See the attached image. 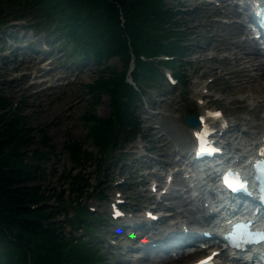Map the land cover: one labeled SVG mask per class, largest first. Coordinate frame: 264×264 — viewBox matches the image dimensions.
Segmentation results:
<instances>
[{"label":"rangeland","instance_id":"1","mask_svg":"<svg viewBox=\"0 0 264 264\" xmlns=\"http://www.w3.org/2000/svg\"><path fill=\"white\" fill-rule=\"evenodd\" d=\"M166 2L183 12L180 21L190 44L189 47H191L184 58L185 62H190L183 73L184 82L178 79L179 83L173 87L168 86L166 81L163 82L162 87L156 84L148 86L144 102L137 111L141 132L130 144L114 152L113 156L118 159L119 163L114 165V161L110 160L98 173L95 172L93 164L85 166L82 173H84L88 186H84L86 194L84 193L85 195L80 198V202L82 206L86 207L88 213L98 217V220L92 225L93 237L90 232L86 234L81 229V225L77 227L73 224L70 228L65 219L57 220L65 227L66 234L72 230L73 235L100 243L99 251L102 253L100 264H128L124 262L125 259L134 260L132 258L134 254L129 253L128 257H122L118 252V250L127 248L134 249L131 247L134 245L132 240H122L121 238L128 237L131 231L115 234V226L110 225L112 223L110 205L115 198L120 195L127 203L124 205L125 209L130 211L127 220H133V216L136 220L135 215L141 218L143 208L159 207L155 202H152L155 195H152L149 190L151 182L157 181L163 186L166 173L171 172L170 166H165L166 170L162 171L156 165L169 163L172 166L186 167L181 158L185 152L191 149L190 145L193 144V141L184 120L191 114H198L199 106L198 100L194 96L195 88L193 86L196 85V91L201 90L204 84L213 79L211 85L213 86L211 89L213 95L203 99L208 103V108L220 109L227 118H239V120L251 114L250 111L244 109L243 105L246 103L237 101L238 98L244 96L241 92L246 89H240L233 85L228 74L233 66L219 63L213 58L214 56L221 59L228 56V52L221 51L220 53L211 50L212 47L216 50L225 49L226 47L223 45L226 41L238 40L239 43L244 41L245 37L240 33L234 32L235 35H233L227 30L228 27L237 24L234 21L240 22V10L234 9L231 0H227L226 3L220 0H174L173 2L166 0ZM218 3L221 6H216ZM23 8V4L15 3L13 0H0V94L10 102V106L1 110L0 114L9 119L12 116L9 114L19 111L27 122V126L32 130L30 136L34 142L25 150L27 163H37L32 155L34 151L49 152L47 156L49 159L43 161L37 175L38 180L33 185L38 184L44 195L50 196L48 205L55 207L61 204L59 194L62 191L64 192L62 199L63 195L64 198L70 196L66 173L75 175L80 170L76 169L71 173L72 161L69 157L70 151L66 146L69 143H78L89 151H95L90 141L87 140L89 128L84 117L90 108H93L91 112L99 118H107L111 112L109 99L106 96L100 99L97 106L93 105L91 102L93 100L92 93L89 92L88 85L103 75L104 73L100 72L105 68L120 72L123 69V61L118 55H111L109 58L103 59L100 64L82 57L73 59L74 55L69 54L70 43L66 45L62 39L58 40L59 33L51 35V32L54 33L52 24L46 26L40 24L35 31L25 27L42 21L37 19L35 8L26 11H23ZM22 14L27 16L24 21L12 22L15 17ZM243 31L246 30L243 28ZM42 48H46L49 51L48 54L41 53ZM32 58L39 59L40 65H36L34 61L30 62ZM174 60L175 58L171 61ZM162 71L164 72L165 68H162ZM43 73L45 76L40 77ZM171 73L173 74V72ZM39 83L42 84L39 85ZM202 92L207 93V90L204 89ZM255 97V101L260 100L259 96L255 95ZM248 101L247 105H250L251 102ZM39 102H41L40 105H38ZM253 110L251 109V112L256 115L254 122L261 123V120H264V111ZM151 114L154 115L151 116ZM258 115L261 119L256 120ZM148 128L151 134H149ZM40 130L46 133L50 141L49 145L53 146L52 150L41 145ZM260 130V128L252 129V132ZM177 137L180 138H178L179 141L181 140L180 142ZM95 154L98 155L97 151ZM178 167L174 168L178 169ZM158 169L161 171L157 172ZM171 189L175 192L179 190L175 186ZM99 192L104 196L103 199L99 198ZM165 192L167 191L165 190ZM135 194H140V196ZM180 194L183 195V199L189 197L183 191ZM147 195H151V198H147ZM176 196L179 198L178 195ZM175 200L173 199V205H175ZM163 202L167 206H173L169 204L171 201H168L167 198H164ZM137 204L139 207H136ZM127 220H124L123 224H126ZM173 220L178 219L173 216ZM105 224H107L106 227ZM189 225L191 224L189 223ZM163 230L164 228L161 227V231ZM161 231H155V234L158 237H163ZM145 254L147 251H142L135 257ZM137 264H146V260H140Z\"/></svg>","mask_w":264,"mask_h":264},{"label":"trees","instance_id":"2","mask_svg":"<svg viewBox=\"0 0 264 264\" xmlns=\"http://www.w3.org/2000/svg\"><path fill=\"white\" fill-rule=\"evenodd\" d=\"M13 1L23 4V11L35 8L37 19L42 21L26 28L35 31L40 24H52L51 35L59 33L58 40L70 43L73 59L82 57L100 64L118 55L123 69L117 72L105 68L100 72L104 74L88 85L93 105L106 96L111 112L107 118H99L90 108L84 117L89 128L87 140L98 155L78 143L66 146L72 161L71 173L80 170L75 175L66 173L70 196L63 195V201L62 191L59 206L48 205L50 196H45L38 184L33 185L49 152L34 151L37 163H27L25 150L34 142L32 130L19 111L9 114V119L0 114V264H100V243L73 235L72 230L66 234L57 220L63 218L70 228L81 225L86 234L91 233L98 217L88 213L80 202L86 194L84 186H88L82 172L87 164H93L98 173L110 160L114 165L119 163L113 154L140 134L137 111L148 86L162 87V67L172 68L183 81L185 67L190 65L184 58L191 48L180 21L183 12L166 0ZM26 18L22 14L14 21ZM161 55L175 60L162 61ZM132 64L130 78L138 90L126 82ZM9 106L10 102L0 94V112ZM40 135L41 145L52 150L46 133L40 130Z\"/></svg>","mask_w":264,"mask_h":264},{"label":"bare ground","instance_id":"3","mask_svg":"<svg viewBox=\"0 0 264 264\" xmlns=\"http://www.w3.org/2000/svg\"><path fill=\"white\" fill-rule=\"evenodd\" d=\"M220 1L223 3L227 2V0H220ZM225 13H227V12H225ZM212 26H210V27H212ZM227 30L232 32L233 35H235L234 32H238L241 34V36H244L245 39L242 43L237 42L238 40L232 41V42L229 41L230 43L228 41H226L225 45H223L226 48L222 49V50H219V49L216 50L214 47H212L211 50L215 51V52L216 51L220 52V53H221V51L228 52L227 53L228 56H226V57H222V58L220 57L221 59H217L216 57L213 56V58H214V60H216L219 63H223V64L225 63L226 65L233 66L232 70H229V72H228V74L230 75L229 77L232 80L233 85L237 88H240V89H246L245 91L241 92L242 95H244V96L243 97L241 96L240 98H238L237 101H239V103L240 102L246 103V105H243L244 109L250 111L251 114L247 115V117H245L244 119H240V120H239V118H227L226 115L223 114V118L221 119L220 123L215 126V128L217 129L216 136H218L219 133L221 134L220 139L224 142L222 144V148L226 152L230 150L232 145L236 144L235 150H237L238 154H240L241 156H239V155H235V156L239 159L242 158L243 159L242 163L245 164L252 157L253 152L259 148L261 143L264 142L263 141V139H264V120H261V123L260 122L258 124L255 123L254 119L256 118V115H254L253 112H251V109L252 110L255 109L257 111H259V110L264 111V53L261 52V48H258V44L254 40H252L248 37L247 32L243 31L242 24H240V23H238L236 25L233 24L231 27H228ZM207 44H209V43H207ZM250 49H253V50H250ZM32 61H34L36 63V65H40L39 59L32 58L30 62H32ZM44 74L45 73L41 74L40 77H44L45 76ZM79 74H78V76H79ZM212 82H213V79L209 83L204 84L202 86L201 90H198V91H196V89H197L196 85L193 86V88H195L194 96L197 98V100L201 101V104L198 106V114H197L198 117H206L207 113L212 111V108H208V106H209L208 103L203 101V99H207L208 97L213 95V93L211 91V89L213 88V86H211ZM196 83H198V82H196ZM41 84L42 83H39V85H41ZM204 89L207 90V93L202 92V90H204ZM255 95H257V97L259 96L260 100L255 101L254 100L256 98ZM250 99H252V100L250 101ZM247 101L249 103L251 102L250 105H247ZM41 102H39L38 105H40ZM252 103H253V106H251ZM152 115H154V114H151V116ZM154 119H155V117H154ZM258 119H261L259 117V115H258V118L256 120H258ZM240 121H242V122L240 123ZM186 126H187V124H186ZM257 128H260L261 130L259 132H257V131L252 132V129L254 130ZM148 131H149V128H148ZM192 131H194V129L191 130V132ZM237 132L238 133L241 132V134H238ZM149 134H151L150 131H149ZM216 136H214V137H216ZM178 138L179 137H177V140H178ZM182 138H183V136H182ZM183 141H184V139H183ZM187 146H188V144H187ZM162 151H163V149H162ZM164 151L166 152L165 148H164ZM187 158H188V152H185V154L182 155L181 160H183L182 162H185L184 163V165L186 166L185 169L188 172L189 168H191L192 165H191V162L186 161ZM156 164H159V163H156ZM176 164H177V162H176ZM156 166L160 167L162 171H163V169L166 168L165 166H167V167L170 166V169L173 167L169 163L166 165L160 164V165H156ZM175 166H177V165H175ZM178 166L180 168H178L173 173V176H172L173 181L168 185L169 194H166V195L161 197L162 201L164 198H167L168 201H171V202H169V204H172L173 199H176L175 205H173L174 203L172 204L173 206H163L162 205L161 209L163 212H167V213L169 212V214L171 216H175L176 219L182 220L185 223V225H187V226L190 223L193 226V230H196L197 226L199 228L208 229L206 222L201 220V218L198 215H199V213L202 212L201 208H200V204L204 201V195L209 193V191H207V188L204 187L202 180L199 181L198 187H193V192H191L192 190H190L189 186L187 185V182H182V183H185V185L182 184L183 189L181 190V191H184V193H186L188 195L202 193V195H203V196H199L198 199H193L192 197L183 199L184 197H183V195L180 194V192H181L180 190H178V192H175L173 189H171V188H173V186L176 187V185L181 182V179H180L181 173L184 171L182 170L183 167H181L180 165H178ZM159 170L160 169H158L157 172ZM152 174H155V173H152ZM193 176L195 179L202 177V176H200L199 173H197V174L195 173ZM160 185H161V183H157V185H155V186L153 185V186L157 188ZM150 186H151V184H150ZM175 194L178 195L179 198ZM135 195L140 196V194H135ZM147 198H151V195L150 196L147 195ZM147 202H149V201L147 200ZM136 207H139V205L137 204ZM182 209H184V210L182 211ZM135 217H136V220H127L128 226L125 229L124 233L131 231L130 235H128V237H121V238H122V240L130 239V240H132V243L137 242L141 239L140 240L141 243L140 242L139 243L142 244V246L152 247V248L148 249L147 254L142 255L140 257L141 261L146 260V264H191L192 262H194V260L196 258H198V256L206 253V250H201V249L185 251V249H188L187 245L179 246V247L173 248L172 250L156 248L158 245L155 247V245H156L155 243L150 244L151 242H147L148 239H146V238H148V232H141L137 236L132 237L138 231V229L135 230L134 228L138 227L139 223L143 222L145 220L144 218L143 219L138 218V216H136V215H135ZM208 223L210 224V221ZM175 224L176 223L174 222V224H172L170 227L161 231L162 235H166L167 233L177 229ZM153 233L155 234V231H153ZM149 237H151V235H149ZM151 241H156V240H154V238H153ZM153 247H155V248H153ZM178 249H180L181 254L176 256V258L172 257V255H171L172 251H177ZM153 252H154V255H153ZM223 257L224 256H222V252H221L220 256H218L217 259L219 261H222ZM140 260H129V261H127V263L128 264H137V262ZM235 263L238 264L237 262H235Z\"/></svg>","mask_w":264,"mask_h":264},{"label":"water","instance_id":"4","mask_svg":"<svg viewBox=\"0 0 264 264\" xmlns=\"http://www.w3.org/2000/svg\"><path fill=\"white\" fill-rule=\"evenodd\" d=\"M185 123L188 127L193 128L196 125V116L189 115L185 118Z\"/></svg>","mask_w":264,"mask_h":264},{"label":"snow or ice","instance_id":"5","mask_svg":"<svg viewBox=\"0 0 264 264\" xmlns=\"http://www.w3.org/2000/svg\"><path fill=\"white\" fill-rule=\"evenodd\" d=\"M214 255H217V254H214ZM211 260H212V257H209L208 260L201 262V264H210Z\"/></svg>","mask_w":264,"mask_h":264}]
</instances>
